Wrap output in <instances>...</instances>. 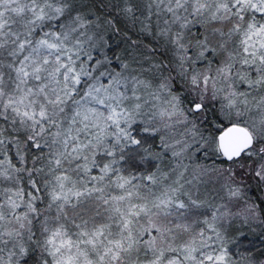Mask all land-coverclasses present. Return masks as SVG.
<instances>
[{
    "label": "snow or ice",
    "instance_id": "1",
    "mask_svg": "<svg viewBox=\"0 0 264 264\" xmlns=\"http://www.w3.org/2000/svg\"><path fill=\"white\" fill-rule=\"evenodd\" d=\"M110 8L0 0V264H264V0Z\"/></svg>",
    "mask_w": 264,
    "mask_h": 264
},
{
    "label": "trees",
    "instance_id": "2",
    "mask_svg": "<svg viewBox=\"0 0 264 264\" xmlns=\"http://www.w3.org/2000/svg\"><path fill=\"white\" fill-rule=\"evenodd\" d=\"M86 3L88 4L89 10L97 13L102 18H112L108 15L110 11L113 12V17L115 16V12L110 8L111 0H86ZM116 24L120 31L118 33H110V37L112 46L118 55L130 52L133 45L139 44L140 48L138 51L142 52L146 58L165 59V54L162 49H158L154 53L150 51V49L156 47L150 38L139 35L131 27L126 28L119 18H116ZM209 187H211V184H209ZM247 195L257 203L264 201V185H259L255 180H249ZM249 238L257 239V242H259V239H264V236H261L257 229L249 233Z\"/></svg>",
    "mask_w": 264,
    "mask_h": 264
}]
</instances>
